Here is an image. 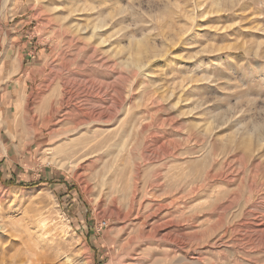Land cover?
Returning <instances> with one entry per match:
<instances>
[{
	"label": "rangeland",
	"instance_id": "rangeland-1",
	"mask_svg": "<svg viewBox=\"0 0 264 264\" xmlns=\"http://www.w3.org/2000/svg\"><path fill=\"white\" fill-rule=\"evenodd\" d=\"M0 264H264V0H0Z\"/></svg>",
	"mask_w": 264,
	"mask_h": 264
},
{
	"label": "crops",
	"instance_id": "crops-1",
	"mask_svg": "<svg viewBox=\"0 0 264 264\" xmlns=\"http://www.w3.org/2000/svg\"><path fill=\"white\" fill-rule=\"evenodd\" d=\"M12 68V70H10ZM9 72H8V74L9 75H12L13 74V72H15V66H11V67H9ZM6 88L8 89V83L6 84Z\"/></svg>",
	"mask_w": 264,
	"mask_h": 264
},
{
	"label": "trees",
	"instance_id": "trees-1",
	"mask_svg": "<svg viewBox=\"0 0 264 264\" xmlns=\"http://www.w3.org/2000/svg\"><path fill=\"white\" fill-rule=\"evenodd\" d=\"M2 182L4 184H6V185H13L14 184V182L12 180H10V179L9 180L8 179L7 180L4 179V180H2Z\"/></svg>",
	"mask_w": 264,
	"mask_h": 264
},
{
	"label": "bare ground",
	"instance_id": "bare-ground-1",
	"mask_svg": "<svg viewBox=\"0 0 264 264\" xmlns=\"http://www.w3.org/2000/svg\"><path fill=\"white\" fill-rule=\"evenodd\" d=\"M51 112H52V111H51ZM51 112H50V113H51ZM48 116H49V115H48ZM46 117H47V116H46ZM47 118H50V116H49V117H47ZM43 120H44V119H43Z\"/></svg>",
	"mask_w": 264,
	"mask_h": 264
}]
</instances>
